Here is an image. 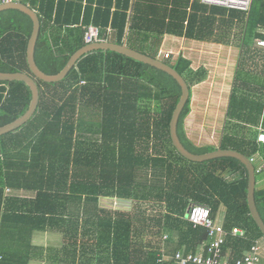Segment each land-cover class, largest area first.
<instances>
[{
    "label": "trees",
    "instance_id": "trees-1",
    "mask_svg": "<svg viewBox=\"0 0 264 264\" xmlns=\"http://www.w3.org/2000/svg\"><path fill=\"white\" fill-rule=\"evenodd\" d=\"M95 1L98 6L92 15L93 0H86L79 26L74 24L79 22L81 5L66 3L71 13L77 9L75 19H61L53 0L38 8L40 30L34 58L40 70L46 74L61 71L70 56L86 44L90 25L101 33L110 26L118 41L124 36L129 0ZM201 9L245 19L243 39H264V0H253L245 13L221 6ZM54 24L64 28L65 43L49 38L48 29ZM32 27L31 18L20 10L0 11V71L31 75L26 48ZM166 63L183 76L189 90L191 82L202 80V70L193 72L188 59ZM36 82L40 93L37 109L27 123L12 131L30 126L15 143L25 153L7 152L8 143L3 139L10 133L0 136V264H29L34 230L45 228L57 229L62 235L63 252L56 257L57 264H176V251L195 253L207 241L205 228L186 219L191 204L209 207L214 220L220 215L226 230L237 226L245 231V237L228 235L225 240L223 252L229 264L256 239L264 241L247 204L245 165L233 157L193 162L172 145L169 122L181 88L171 75L115 51L95 50L83 55L61 81ZM252 96L254 93L236 89L230 108L257 123L264 108ZM30 98L24 82L0 81V126L24 113ZM142 98L157 101V108L139 107ZM190 102L189 96L178 119L177 134L193 153L213 151L214 145L198 146L187 135ZM89 129L92 136L86 133ZM254 142L228 131L219 147L251 157L257 152ZM8 189L36 193L33 198H18L8 194ZM101 198L134 205L130 210H108L100 207ZM254 199L264 221V187L258 186L257 177ZM148 235L152 237L148 239ZM163 255L166 259L159 261Z\"/></svg>",
    "mask_w": 264,
    "mask_h": 264
},
{
    "label": "crops",
    "instance_id": "crops-1",
    "mask_svg": "<svg viewBox=\"0 0 264 264\" xmlns=\"http://www.w3.org/2000/svg\"><path fill=\"white\" fill-rule=\"evenodd\" d=\"M13 1L23 3L37 13L38 8L50 0ZM53 1L56 5L58 4L55 12L57 11L61 19H75L78 15L77 9H74V13L67 9L66 3L68 1L81 5L79 22L73 23L74 25H81L86 0ZM164 1L168 3L159 4L129 0L125 33L119 40L121 44L117 39L116 30L110 26L102 28L103 32H100L99 36L92 42L109 41L118 45L125 44L133 50L140 53L143 51V54L151 57L155 55L154 58L161 60H164V53L168 52L170 56L164 61L170 64L177 62L180 57L188 59L191 62L190 68L193 72L202 70V80L191 82V99L194 97V93L196 95L199 93L200 96L201 91L202 99H200L201 101L194 99L190 102L191 110L185 120L188 137L190 139L197 138V132H200L198 128L202 126V139H207L206 133L214 132L213 129L206 126V120L210 116L213 126L219 122L221 124L220 134L215 138L218 140L215 147L218 148L223 135L228 133L226 125L230 122L231 132L234 135L244 137L247 140H255L257 152L253 155L257 164L254 165H261L264 144L257 141V134L258 126L264 125V109L257 123L248 121L242 112L236 108L232 112L230 97L232 92L240 88L251 95L254 93V96L251 97L253 102H261L264 108V46L257 43L263 38L243 39L246 28L245 19L202 12V6L214 5H206L201 0H176L177 4H174L175 0ZM191 3H194L196 8L190 7ZM61 4L64 5L63 8ZM113 5L110 7L111 12L115 9ZM97 6V2L93 0L91 3L92 15ZM243 12L245 13V11ZM48 36L55 42L63 44L65 43L66 32L64 28L61 29L54 24L48 29ZM84 42L87 44L85 38ZM171 47L176 50L173 52ZM239 73L246 77V81H241ZM46 88L44 87L45 92H47ZM138 105L141 108L144 105L153 107L157 105V101L142 98ZM201 111L202 122L199 120L200 116L196 117L197 113ZM25 132L26 130L23 129L7 135V152L14 154L23 150L15 146V143L20 140ZM86 133L90 136L93 135L92 129L87 130ZM258 176L260 178L257 179V184L262 188L264 187V168ZM7 191L8 194L18 198H33L36 193L25 189H8ZM61 236L57 229L34 230L32 244L29 248V264H57L56 257L58 259L62 257L63 252ZM262 261L261 263L264 264Z\"/></svg>",
    "mask_w": 264,
    "mask_h": 264
},
{
    "label": "water",
    "instance_id": "water-1",
    "mask_svg": "<svg viewBox=\"0 0 264 264\" xmlns=\"http://www.w3.org/2000/svg\"><path fill=\"white\" fill-rule=\"evenodd\" d=\"M6 9H17L21 12L27 14L33 23L32 32L29 37L27 48H26V59L27 64L30 69L31 75L25 72H2L0 71V81H21L24 82L31 93V98L27 109L18 116L13 121L0 126V136L12 132L22 125L27 123L31 117L34 115L38 103H39V87L36 82V79L42 80L47 83L59 82L66 77L72 67L77 63V61L85 54L95 51V50H111L118 53H121L127 57L133 58L137 61L147 63L151 66H154L162 71H165L169 75H171L179 84L181 88V94L179 97L178 102L173 110L170 122H169V132L172 145L176 149V151L186 158L187 160L193 162H202L206 160H211L220 157H233L238 159L242 164L245 165L248 173V187H247V204L249 207L250 215L252 216L253 220L255 221L256 225L260 229L263 237H264V221L262 220L258 209L256 207L255 199H254V191H255V184H256V173L254 164L250 161L249 157L242 154L241 152L234 150V149H223V148H216L213 151L197 154L189 151L185 146L182 144L178 134H177V124L178 119L183 110L186 102L190 96V90L187 82L183 78V76L171 65L166 63L165 61L148 56L146 54L140 53L136 50H133L127 47L125 44L118 45L111 43L109 41H94L87 43L83 47L76 50L67 61L66 65L59 71L57 74H46L42 70L39 69L35 62L34 52H35V45L38 38L39 30H40V21L37 13L32 10L27 5L18 2V1H7L4 3H0V11ZM187 214V213H186Z\"/></svg>",
    "mask_w": 264,
    "mask_h": 264
},
{
    "label": "built area",
    "instance_id": "built-area-1",
    "mask_svg": "<svg viewBox=\"0 0 264 264\" xmlns=\"http://www.w3.org/2000/svg\"><path fill=\"white\" fill-rule=\"evenodd\" d=\"M11 0H0L4 3ZM253 0H201L206 5L221 6L230 9L241 11H249ZM100 34V29L96 26H88L85 33V41L92 42ZM257 43L264 46V39H260ZM170 53L166 52L163 59L167 60ZM163 60V61H164ZM83 83V82H81ZM257 141L264 144V127H259ZM254 164L255 156L249 157ZM261 165L255 166V173L259 174L264 168V153L261 156ZM186 219L193 226L204 227L207 233V241L204 246H200L199 250L189 253H184L180 250L176 251L173 259L176 264H229L226 254L223 252V245L228 235L245 237V231L240 227H232L231 230H226L222 222L217 219H212L210 216L209 207L202 204H191L188 207ZM264 253V241L256 239L253 244L241 256L234 259L233 264H262L261 260ZM163 255L159 261L165 260Z\"/></svg>",
    "mask_w": 264,
    "mask_h": 264
},
{
    "label": "rangeland",
    "instance_id": "rangeland-1",
    "mask_svg": "<svg viewBox=\"0 0 264 264\" xmlns=\"http://www.w3.org/2000/svg\"><path fill=\"white\" fill-rule=\"evenodd\" d=\"M169 39H171V38H169ZM171 49L173 50V52L176 50V49H173V47H171ZM190 95H192V94H190ZM190 99H191V96H190ZM194 99H197L198 101H201L200 99H202V91H201L200 96H199V93H198V95H196L194 93V97L191 100H194ZM157 106H158V104H157ZM157 106H153V109H156ZM198 116H200L199 120H200V122H202V111L197 113L196 117H198ZM211 119L212 118H210V116H208V118L206 120V122H207L206 126L208 128H210V129H213L214 132L213 133L210 132L209 134L206 133V135H208V138L207 139L206 138L202 139V126H201V127L198 128V130L200 132H197V136H196L197 138L192 139L198 146H202V145H214V146H216L217 145L216 143L218 142V140L215 139V138L220 134V125L221 124L219 122L218 124H216V126L215 125L213 126V123H211ZM229 123L230 122H228V124L226 125V128L228 129V131L231 132V126L229 125ZM260 127H262V125H260ZM263 127H264V125H263ZM29 128H30V126L26 125L22 129L29 130ZM258 128H259V126H258ZM9 133L12 134L13 132H9ZM7 135H5V136L7 137ZM3 140L6 141V138L3 139ZM254 164H257L256 160L254 161ZM256 177H257V179L260 178V176H258V175ZM99 205H100V207L108 209V210H113V209L130 210L132 208V206L134 205V203H131L129 201L119 200L117 198H113V199H108V198L107 199H103L102 198L100 200V202H99ZM222 208H221V210H222ZM149 209H151V207ZM223 210H224V208H223ZM217 220L221 221L220 215H218ZM148 236H149V237H147L148 239L152 237V235H148ZM263 256H264V253H263ZM263 260H264V257H263Z\"/></svg>",
    "mask_w": 264,
    "mask_h": 264
}]
</instances>
